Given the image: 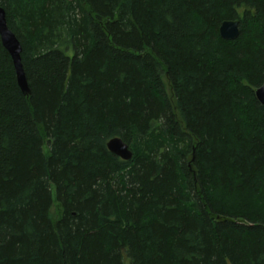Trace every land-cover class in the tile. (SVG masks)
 Returning <instances> with one entry per match:
<instances>
[{
	"label": "trees",
	"instance_id": "obj_1",
	"mask_svg": "<svg viewBox=\"0 0 264 264\" xmlns=\"http://www.w3.org/2000/svg\"><path fill=\"white\" fill-rule=\"evenodd\" d=\"M0 7V264H264V0Z\"/></svg>",
	"mask_w": 264,
	"mask_h": 264
},
{
	"label": "water",
	"instance_id": "obj_2",
	"mask_svg": "<svg viewBox=\"0 0 264 264\" xmlns=\"http://www.w3.org/2000/svg\"><path fill=\"white\" fill-rule=\"evenodd\" d=\"M219 35L223 40H234L239 35L238 20H225L219 25ZM0 40L3 47L9 53L15 70L16 81L23 94H29V89L21 63V45L15 34L8 28L4 8L0 7ZM257 101L264 105V84L255 89ZM106 147L109 152L122 160H130L132 151L119 137L110 138Z\"/></svg>",
	"mask_w": 264,
	"mask_h": 264
}]
</instances>
